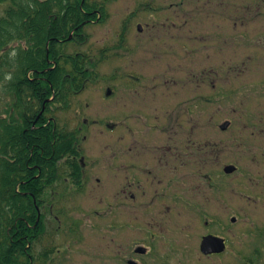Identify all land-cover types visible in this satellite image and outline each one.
<instances>
[{"label": "rangeland", "instance_id": "1", "mask_svg": "<svg viewBox=\"0 0 264 264\" xmlns=\"http://www.w3.org/2000/svg\"><path fill=\"white\" fill-rule=\"evenodd\" d=\"M94 1L97 4L104 3L103 5L106 6L107 14H104V22L84 27V45L78 49L76 46H69L67 51L68 53L74 50L88 52V56L96 58L98 50L105 48L108 51L107 60H102L96 66L100 79L93 83L89 82L81 94L71 99L68 111L57 114L58 120L66 123L69 129H80V147L83 148L86 158L87 181L84 192L73 197L65 206L67 219L64 224L73 228L71 240L68 236L64 238L63 233L55 234L51 243L49 240L54 248L52 259L45 264H112L108 261V255H116L117 259H114L113 264H122L118 259L123 260V256L129 255L127 244L131 235L122 227L123 214L112 212L107 207L108 199L113 200V197L108 196L106 192L109 182L97 176L101 171L95 172L90 166L97 163L98 166L105 164L112 151L122 156L123 144L129 137L125 129L127 125L131 127L132 133H136L140 130L139 125L154 123L153 117L149 114L143 119L127 118L124 110L128 108V102L126 103L128 99L140 96V99L153 100L157 110L162 111L160 114L157 112V116H160L162 121L160 124L167 125L165 116H175L173 106L179 102L178 97L184 99L188 93H191V89L189 92L191 84H188L190 68H193L197 76L198 67H207L206 64L210 62H224L227 67L232 68L247 67L245 74L239 75L238 78L241 79L239 83L242 84V89L245 88L244 78L253 81L254 72V83H256L254 84V132L264 129V85H262L264 83V0H254V23L245 20L249 18L250 11H246V6L243 5L236 19L234 17L227 19L230 16L228 12L220 20H216L214 16L210 19L196 16L193 22H188L187 26L179 28V33L171 30L169 22H160L157 17L154 19L156 27L152 31H145V24L150 23L152 18L148 19L147 15L137 11L135 7L137 0ZM257 6L258 14L255 15ZM2 8L0 6V15ZM221 14L224 12L221 11ZM125 21L128 22L126 30L122 29ZM137 25L144 28L142 33L136 30ZM250 29H254L256 33L254 37L239 38L244 30ZM192 35L205 36L204 42H198L196 38L193 41ZM252 52H254V62L250 63L247 56ZM241 62L245 65L241 66ZM227 72L225 78L229 80L234 77L232 71ZM207 87H209L207 84L199 86L195 84L193 92L196 94L212 92L208 91ZM227 87L228 83L227 85L218 83L215 92L225 91ZM107 90L111 92L109 97L105 95ZM175 95L177 97H174ZM238 107L236 100L224 102L219 114L212 119L209 127L212 134L210 137L218 134V124H223L226 119H232L230 130L219 135L231 145L233 139L227 138L231 134L234 136L239 134L242 123L246 126L250 125L248 118L239 117ZM151 108L154 110L155 106ZM194 118L197 127H203L204 135L208 131L207 126L202 125L204 116L195 114ZM180 119L184 118L180 117ZM194 134V138H198V135L203 136L200 128L195 129ZM134 135L136 137L138 134ZM249 135L247 132H242L245 143L254 142V161L243 159L238 163V172L227 177L225 222L228 249L226 252L215 258L202 257L198 245L199 236L205 232L202 226L203 220L188 214L185 219L187 223L183 222L184 225L172 224L178 230L166 234L162 230L163 227L155 229L159 243L163 244L156 246V249L154 247L152 253L162 256L164 260L154 264H246L245 260L248 259L251 260V264H264V194L254 199V189L257 188L255 183L264 181V132L259 136H251L252 139ZM164 140L165 136H162V141ZM230 158L232 159L227 153V159ZM98 177L101 180L99 185L95 183ZM234 187L249 197L234 196L231 192ZM259 188L264 190V186ZM99 199H102L101 203ZM232 217L236 218V222L231 225L229 220ZM55 226L50 222L48 230L54 229ZM109 226L114 227L112 231L109 230ZM170 235L175 239L174 244L164 245V239L161 237ZM110 238L113 239V245L110 244ZM166 240L168 241V238ZM46 241L45 238L43 244ZM151 259V257L144 259V264H150Z\"/></svg>", "mask_w": 264, "mask_h": 264}, {"label": "flooded vegetation", "instance_id": "2", "mask_svg": "<svg viewBox=\"0 0 264 264\" xmlns=\"http://www.w3.org/2000/svg\"><path fill=\"white\" fill-rule=\"evenodd\" d=\"M100 4L97 8H91L90 11L85 12L87 15H94V19H91L88 25H98L104 22L102 19L105 20V16L102 18V15L106 13V6L103 5L104 3ZM135 4L138 12L147 15L148 19L152 18L150 23L145 24V31H152L156 27L155 17L160 22H169L171 30L177 32L179 28L187 26L188 22H193L196 16H204L207 19L214 16L216 20H220L228 12L230 16L227 19L232 17L236 19L243 5L246 6V11H250L249 18L245 20L250 23L254 21V0H137ZM258 8L257 6L255 15L258 14ZM221 11L224 14H221ZM126 26L128 27L127 21L122 25V29L126 30ZM137 26L141 27L139 33H142L144 28L141 25ZM254 34L256 35L254 29L244 30L239 38L254 37ZM192 36L193 41L196 38L198 42H204L205 36ZM247 57L250 63L254 62V52ZM210 63L206 64L207 67H198L197 76L193 68H190L188 84H191L189 88L191 93H188L184 99L178 97L179 102L173 106L175 116H165L167 125H161L162 121L160 116H157V112L160 114L162 111L157 110L153 100L140 99V96L128 99L126 101L128 108L124 110L127 118L130 120L132 117L143 119L149 114L153 117L154 123L139 125L140 130L136 132L138 134L136 137L134 135L136 133H132L131 127L127 125L125 129L129 137L123 144L122 156L112 151L105 164L90 165L95 172L101 171V174H96L97 176L109 182L106 192L108 196L113 197V200L108 199L107 207L112 212L123 214L122 227L131 235L127 244L129 255L123 256V260L118 259L122 264H129V262L144 264V259L149 257L152 258L149 261L150 264L164 260L162 256L152 253L154 247L156 249V246L163 244L159 243L155 229L163 227L162 230L166 234L178 230L172 224L184 225L183 222L187 223L185 219L188 214L203 220L202 226L205 232L199 236L198 245L202 257L215 258L228 249L225 222L227 177L238 172V163H241L243 159L254 161V142L245 143L242 132L250 134L249 137L252 139L253 135H262L264 129L254 132V84H256L254 83V72L253 81L244 78L246 86L243 90L242 84L239 83L241 79L238 77L245 74L247 67L232 68L227 67L224 62ZM242 65L245 64L241 62ZM227 71H232L234 77L229 80L225 78ZM218 83L224 85L228 83V87L225 91L215 92V86ZM195 84L196 86L207 84L210 87H207L208 91L212 92L196 94L193 92ZM227 100L238 102L239 117L248 118L250 124L246 126L242 123L240 133L235 136L231 134L227 138L233 139L231 145H228L226 140L219 135L230 130L232 119H226L223 124L217 125L219 132L216 136L210 137L209 130L212 119L219 114L221 106ZM154 106L153 110L151 107ZM198 113L204 116L202 125L207 126L208 131L204 135L203 127H197L194 118L195 114L199 115ZM223 125H226L224 129H222ZM197 128H200L201 136H203L198 135V138H194V130ZM162 136H165L164 141H162ZM227 153L232 159H227ZM81 165L86 172V164ZM211 166L215 167L211 168ZM228 166L233 168L230 173L225 171ZM99 177L95 179L97 185L101 182ZM255 185L257 188L254 189V199H257L264 194V190L259 188L264 186V181L261 183L258 181ZM102 191L105 192L104 189ZM231 192L234 196L241 198L245 195L236 187L233 191L231 189ZM245 197L249 196L245 195ZM99 202L101 203L102 199H99ZM232 219H235L234 222L231 221ZM229 221L232 225L236 222V218L232 217ZM49 224L47 220V226ZM113 228L109 226L110 231ZM207 236L223 240L224 251L221 254L204 255L200 252L201 241ZM161 239H164V245L167 243L172 245L175 241L172 235L162 236ZM110 244L113 245L112 238H110ZM115 258H117L116 255H108V261L112 264Z\"/></svg>", "mask_w": 264, "mask_h": 264}, {"label": "trees", "instance_id": "3", "mask_svg": "<svg viewBox=\"0 0 264 264\" xmlns=\"http://www.w3.org/2000/svg\"><path fill=\"white\" fill-rule=\"evenodd\" d=\"M0 6V264H45L55 234L71 240L65 206L87 181L80 129H69L57 114L100 79L96 66L108 51L96 58L67 51L84 45L83 29L94 19L85 12L99 6L94 0Z\"/></svg>", "mask_w": 264, "mask_h": 264}, {"label": "water", "instance_id": "4", "mask_svg": "<svg viewBox=\"0 0 264 264\" xmlns=\"http://www.w3.org/2000/svg\"><path fill=\"white\" fill-rule=\"evenodd\" d=\"M137 31H141V27L137 26ZM106 96L110 95V91H106ZM226 125L222 126V129H224ZM233 170L232 167H226L225 171L226 173H230ZM235 219H232L231 221L234 222ZM223 240L217 239L214 237H204L200 244V252L204 255L209 254H221L224 251V244ZM129 264H134L133 262H129Z\"/></svg>", "mask_w": 264, "mask_h": 264}]
</instances>
